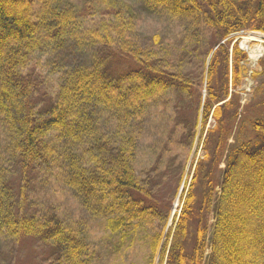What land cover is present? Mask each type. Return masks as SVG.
Instances as JSON below:
<instances>
[{"label": "trees", "instance_id": "16d2710c", "mask_svg": "<svg viewBox=\"0 0 264 264\" xmlns=\"http://www.w3.org/2000/svg\"><path fill=\"white\" fill-rule=\"evenodd\" d=\"M87 1L82 11L70 0H0V241L31 236L49 264H96L85 223L42 201L62 188L84 211L99 207L113 236L145 229L146 264H264V117L242 114L247 56L231 44L240 31L264 34V0H147L192 32L186 50L158 35L140 43L123 2ZM68 41L85 47V62L55 60ZM201 47L211 57L190 77L183 66ZM257 65L250 76L264 74V52ZM254 97L264 105L262 83ZM195 139L203 156L191 159L167 226Z\"/></svg>", "mask_w": 264, "mask_h": 264}, {"label": "rangeland", "instance_id": "374dc122", "mask_svg": "<svg viewBox=\"0 0 264 264\" xmlns=\"http://www.w3.org/2000/svg\"><path fill=\"white\" fill-rule=\"evenodd\" d=\"M73 4H77L81 7L82 11H85V2L91 7V4L87 0H70ZM96 3L92 4L94 7H102L105 5L101 0H94ZM125 3L130 7V11L132 12L134 22H135V36H137L138 40L142 44H152L155 39V35L160 36V41H164V43L168 46L166 48L171 50V46L173 48H181L186 45L184 49L189 48V41H185V39L191 35L192 32L183 34L181 31L183 30L184 24L181 21V18L173 19L168 13L163 9L159 8L152 3H148L147 0H116ZM99 3V4H98ZM210 37V36H208ZM234 38V36H233ZM231 41V44L237 43L238 47L242 46V42L247 45L248 48L257 49L261 47L263 52L264 45V34L259 32H239L235 39ZM171 45V46H170ZM182 45V46H180ZM210 45V40H209ZM84 48V49H82ZM95 49H99L98 47ZM245 48H243V51ZM247 59L246 62H242L247 67L248 72L243 78L241 85L236 89L239 94L240 99V109L244 108L242 114L246 111L248 116V120L255 116L264 117V105H256L257 97H254L255 90L258 85L263 84L264 89V74L258 75V77H252L250 74L254 71H259V66L257 65V60L250 57V51L245 50ZM85 47L82 45H78L75 42H65L62 45V48L56 53L55 60L57 62H62V64H66L65 66L71 65V63L75 62H85ZM208 54L206 56V50L201 47V51L193 57L195 59L192 60L188 57L189 64L187 66H183V73L190 77H195L201 74L202 72V62L204 59L208 61ZM63 59V60H62ZM66 60V61H65ZM114 62H118L117 59H114ZM133 63V62H132ZM121 66H125L123 62ZM135 67V64H133ZM132 66V67H133ZM257 75V74H256ZM199 89L202 94L205 95V86L202 84ZM231 92V89L229 90ZM195 100L196 98L193 97ZM159 110L161 109L158 107ZM264 119V118H263ZM156 121L153 119L148 120L147 127L154 128V124ZM214 125L213 118L210 116L207 121L206 128L212 127ZM199 127L197 128L198 133ZM235 130V129H234ZM146 132V131H145ZM147 134V132H146ZM145 136V135H144ZM147 136V135H146ZM146 139H150L151 135L145 137ZM143 139V138H142ZM230 142L231 139L229 138ZM196 139L191 147V149L185 154V172L182 182L178 188V191L175 194V198L170 205L169 210V218L167 221V226L172 223V218L176 215L180 208L179 197L182 192L183 187L186 185L185 181L189 183L190 175L187 176V172L189 171L190 162L195 154V161L198 158L203 156V150L201 145L196 146ZM201 144V143H200ZM223 167V163L219 164ZM194 167V166H193ZM187 177V178H186ZM46 181L50 184L53 182L52 179L47 178ZM38 184V183H37ZM174 184L172 181L165 186V190L163 191V195L165 192L167 193L165 197L164 204L167 206L170 198L172 199L171 194L174 193ZM46 185V184H45ZM34 189L38 191H30L29 196L33 199L34 202H37L32 194L38 197L37 194L33 192H39L35 186H32ZM61 189V190H60ZM41 198L44 204L50 202L56 206L58 212L63 213L66 217L70 218L73 221H81L85 223V228L81 227L82 230L88 234L89 243H90V252L91 256L94 258L96 264H146L149 259V248L146 238L145 229H139L135 233H131L126 237L119 238V236H113L109 234L108 229L105 225V216L100 212L99 207L92 206L89 207V211L83 207H79L74 199L70 196V194L62 188L55 189H47L44 193L41 194ZM47 201V202H45ZM40 202V201H39ZM82 223V224H83ZM111 242V243H110ZM113 242V246H112ZM49 250L43 243L37 241L35 238L31 236H24L23 238H19L16 242L9 241H0V264H49L51 258L48 257ZM157 260V259H156ZM156 264V262L154 263Z\"/></svg>", "mask_w": 264, "mask_h": 264}, {"label": "bare ground", "instance_id": "6f19581e", "mask_svg": "<svg viewBox=\"0 0 264 264\" xmlns=\"http://www.w3.org/2000/svg\"><path fill=\"white\" fill-rule=\"evenodd\" d=\"M241 44L243 45L244 43L242 42ZM261 52H262L261 47H258L257 49L255 48L250 51V57L257 59L260 56Z\"/></svg>", "mask_w": 264, "mask_h": 264}]
</instances>
